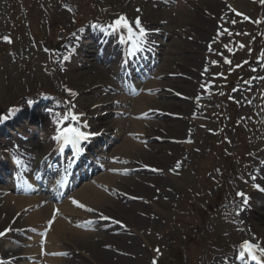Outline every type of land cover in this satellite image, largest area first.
Returning a JSON list of instances; mask_svg holds the SVG:
<instances>
[{
    "label": "rangeland",
    "instance_id": "rangeland-1",
    "mask_svg": "<svg viewBox=\"0 0 264 264\" xmlns=\"http://www.w3.org/2000/svg\"><path fill=\"white\" fill-rule=\"evenodd\" d=\"M154 1L25 0L24 2L23 0H0V116L1 111L6 110L13 100L33 94L40 89L53 92L51 97L55 106L53 109V113L56 114L55 119L62 117L67 111L81 112L90 119L93 116V111H101L108 103L112 102L110 101L113 96L112 90H108L109 95H106L105 100L107 103H102L104 102L103 95L106 92L102 94L104 91L101 92V88L105 90L113 83L111 76L106 73V66L95 62L94 57L87 61L88 65L86 63L84 66H80L81 61L78 57L77 60L71 61L72 67H68L67 63L70 61L67 62L68 59H64L68 51L66 46L69 44L72 47L76 42L73 36L78 37L79 33L65 35L60 32L53 43L50 41L52 24H62L67 30H72L75 17L80 14L82 16L85 14L84 18L89 17L95 14L94 10L98 9L100 16L109 12L108 21H114L120 15L128 17L130 21L139 18L145 28L151 31V37L155 41H159L160 44H166L162 42L164 34L160 33L164 27L166 30L172 28L186 31L189 34L187 38L192 37L194 42L199 39L198 46H193L192 50L188 52L178 51L176 54L175 50L171 48L174 54L168 56L167 60L171 59L168 63L170 67H173V70H168L166 73L161 92L162 98L159 99L158 110L163 119H157L155 128L150 129V133L158 139V142L145 144L148 148L134 152L140 157L139 169L141 172H145V168L146 172L153 168L166 171L172 165L181 162L178 168L183 177L169 180L168 176L163 178V176L146 175L144 177L146 180L143 183L134 179L127 184H119L120 190L127 191L133 199L140 202L139 208L136 210L131 207L126 208V205H122L119 200L121 197L110 192L109 197L111 201L115 200L114 204L109 206L110 204L106 203L102 210L114 216L120 223L129 226L135 222L136 218L144 219L146 217L150 221L144 225L146 232L135 241L134 247L137 248L134 250L135 253L133 255L128 253L131 256L128 264H178L179 260L182 262L183 254L176 260L173 258L171 250L175 243L179 242L181 247H184V243H186L182 235L183 231H175V226L172 225L174 220L179 217L176 205L183 203V197L186 194L194 193V198L198 200L196 202L210 208L212 199L218 194L223 181L231 186L237 184L240 186L238 189L240 191L243 187L241 173L243 176L246 171H250L252 174L257 161L255 158L257 155H264V84H262L264 79H254L255 77H264V60L258 62L260 56H255L254 46H251L254 36L264 38V14L258 12L253 17V13L250 16L248 9L243 5L234 4L236 8L241 9V12L246 11L247 13L242 15L250 17V19L245 22L247 25L242 27L240 26V23H243L242 20L239 21L240 17L233 10L223 16V24L228 26V31L235 36L232 38L225 33V37H220L219 42L212 45L213 48L210 46L214 53L208 55L214 57L213 63L206 65L205 51L199 52L200 47L204 48L202 43L205 44L209 39L203 32H199V29L203 28L199 17L200 11L205 8V0H202L200 5L188 6V11L185 13L181 11L183 13L181 18H179L178 13L180 12L177 10L170 13L169 10L174 8L170 4L164 8L165 10H158ZM252 4L259 9H264V3L261 0H252L248 3V5ZM254 12L256 13L257 9ZM250 24L252 28L249 27ZM153 32L157 33L153 34ZM37 33L40 34L41 40H36ZM5 37L9 38L11 42L5 40ZM191 52L193 53L190 54ZM195 52L196 54H194ZM236 52L241 60L243 58L244 63L247 62L243 65V71L237 69L232 58ZM194 57H198L199 62L193 61ZM225 61H230V63ZM255 63L260 65H255ZM253 68H256L257 71H252ZM204 71L211 77L208 85L203 79L204 85L210 86L213 91L211 93L213 95L208 96L205 103L212 107L209 108L210 110L205 109L202 113L200 106L196 109L198 112L192 114L195 104H188L186 100L180 102L177 97L175 101L171 90L174 92L178 86L177 82L179 80L184 82L183 79L188 76L195 80L200 79L199 76ZM97 79H101V81L97 82ZM236 81L238 83H235ZM246 81H251V83H245ZM187 89H189L188 95L191 97V88L187 86L185 90ZM185 90L181 91L187 93ZM224 92L228 94L226 101L229 100L236 104L238 109L236 122H233L231 118L228 119V105L222 99L218 100V97ZM70 93H75V95ZM258 95H261L260 99ZM201 99L204 101L205 97L202 96ZM25 101V99L21 102L18 101L19 109L25 105ZM260 109L261 112H259ZM206 110L208 112L205 113ZM215 113H220L227 118L223 121L215 120L213 118ZM172 114L177 116L189 114L192 120H205L212 124V133L205 134L201 128L191 126V124L183 125L181 122L185 121L174 120ZM50 123L56 125L54 121H50ZM220 125L222 129L224 127L225 135L222 134ZM130 132L132 131L129 130ZM216 137L225 141L226 155H234L236 159H239L235 163L232 161L233 167L231 168L234 171H231V168L228 170L229 165L223 164L222 160L216 162L212 159L211 148L216 142ZM239 137L243 138V143L246 145H238ZM182 140H188L195 145L192 147L190 155H186L187 151L179 145ZM121 141L122 139H119V143ZM211 164L209 173L198 176L197 170L201 171L203 166H211ZM112 165L117 164L113 163ZM234 196L233 193L226 192L225 202L218 207V213L216 215L213 213L212 219L201 226L199 232L192 233L197 237V240H202L203 237L210 238L209 240H213V245L218 244L220 247L219 250L214 248L211 253H203V256H198L196 264H215L217 259H233L234 261L238 254L239 243L246 238L244 235L252 234L253 229L260 238L262 236L264 238L262 213L261 215L251 213L244 217L242 211L236 209L237 203ZM13 203L7 202L0 193V233H6L5 230L11 229V233L9 236L7 235L8 239L7 236L4 239L3 236H0V247L8 250L11 254L14 253L15 247L10 244L18 241L17 222L22 223L21 221L25 219L21 213L14 210L13 207L16 205ZM150 203H154L155 207ZM68 207L70 208L69 212L72 211L71 204ZM212 210L215 209L211 208ZM77 212L80 210L78 209ZM139 213L144 217H141ZM238 215L241 219H238ZM62 219L75 231L82 229L76 224V218H72L70 214ZM232 224L234 230L231 228ZM21 226L23 227V223ZM99 233L84 237L71 233L69 235L71 239L61 245L67 253H71L60 259L49 260L47 264H118L116 261L109 260L108 262L106 260L107 248L105 249L104 246L123 250V248H127L126 241H121L118 236H112L110 240L104 241L102 237L106 233ZM66 235L68 236V231ZM229 245L232 247L231 254H229ZM221 249L222 251H220ZM75 251L79 256L74 254ZM203 251L202 248L200 252ZM46 260L48 259H43V263Z\"/></svg>",
    "mask_w": 264,
    "mask_h": 264
},
{
    "label": "bare ground",
    "instance_id": "bare-ground-1",
    "mask_svg": "<svg viewBox=\"0 0 264 264\" xmlns=\"http://www.w3.org/2000/svg\"><path fill=\"white\" fill-rule=\"evenodd\" d=\"M186 2L188 0H185ZM222 2H225V0H221ZM230 1V0H227ZM190 2H194V0H190ZM188 3V2H187ZM225 6L220 3V0L217 2L215 6H212L211 8L206 7V11H200V14L202 15V17H200V24L203 26L202 28V32H204L206 34V38L207 35L210 34L213 30L212 25L216 28V23L219 21L220 16L225 12ZM212 16H216L217 18V22H215L212 18ZM147 39L150 40L151 37L149 35H147ZM210 41L207 42V44H209ZM106 54L108 56L107 62L110 63L108 66H110L111 64H117L118 63V59L120 58V56L122 55L123 51H118V47L117 46H113L111 45L110 42L107 43L106 46ZM187 50L189 51L190 46H186ZM209 48V47H208ZM210 49V48H209ZM207 49V51L209 53L210 50ZM203 49H200V51H202ZM204 51V50H203ZM196 54V52L194 53ZM202 55V54H201ZM132 59L134 57H131ZM193 61L195 62H199L198 57H194ZM164 64V68H162V72L166 71ZM161 75V77L163 76L161 73L159 74ZM157 76V75H156ZM190 84V85H189ZM189 84L187 81H184V83H182V81H179V86L176 88L177 90L179 89H183L185 90L187 88V86H189L190 92H191V98H193L194 100H197V98H199L202 94H204L203 92V87L200 86V84H197L195 80H190ZM161 88V85L159 86V84H154V83H150V91L152 93L158 91ZM187 91H189V89H187ZM175 94V93H174ZM188 95V92H187ZM186 95V96H187ZM189 96V95H188ZM153 96H147V95H143L141 96L137 102L143 106H145V114L143 115L145 118L143 119V121H141V123H137L136 126H149L152 127L154 126L152 123H150V120H152V118L154 117L153 114L156 113L155 112H151L150 110H155L154 106V102H156V98H152ZM195 110L192 111V114H194ZM146 115V116H145ZM136 128V127H135ZM117 129H123L122 127H118ZM135 130H142L141 127H137ZM181 144V143H180ZM179 144V145H180ZM131 145H133V142L130 140L127 142V144H125V147L127 146L128 148L131 147ZM191 144L189 143H184L183 146L181 144V147L187 151L188 154L191 153L192 147L190 146ZM136 149L133 150H140L141 147L138 145H135ZM124 151L122 150V152H119L116 156L117 157V162L120 161V159H122V157H124ZM122 156V157H121ZM127 161L130 164H135V154L134 152H130L127 156ZM115 160V161H116ZM22 161L24 163L27 164H31L32 161L29 160L28 158L24 157L22 158ZM124 161V159H123ZM117 168H115L116 170ZM121 169V168H120ZM119 169V170H120ZM126 170L129 171V168H123L122 170H120L121 173H124ZM264 170V168H263ZM127 171V172H128ZM262 170H256V173L254 174V176L256 177L255 180L253 181H259V180H263L264 179V174L261 175ZM100 178V179H99ZM127 179H124L122 177L119 176H102V177H98V180H96L94 182L95 186H101L104 187L105 189H107L106 187H108L107 190L102 191L100 189H97L96 187H89L84 185L81 189V192L79 194V203H84L87 206H89L91 209H93L94 211L91 212H87L85 214H81V213H71L70 215L80 219V221H83L84 225L90 227V226H94L97 224H104V225H108L109 223H115L113 221L110 220H105L103 221L102 216L103 217H108L107 214L105 212H102L103 206L106 205V203H109V206H112V201L111 199L108 198V196L106 195V192L109 190H111L114 187V191H117L118 186L117 183L120 182H126ZM252 188H246V194L251 193L250 190ZM255 191L256 188L254 187ZM8 202H16L15 205L16 207H13L14 210L16 209V211H23L25 208L26 210H31L32 206L35 205H41L42 203H46L44 198H33V199H24V198H19V199H13V198H9ZM129 206L127 207H132L134 210H136L137 208H139V205L132 201V198H130L129 200ZM126 207V208H127ZM56 207L50 206L48 205L47 207H45L43 210L39 211L38 213H36L35 215H33L32 217H30L28 219L27 225H25L27 228L33 227V228H38L40 226H42V224L46 221V220H51L52 218H54V214L56 213L55 211ZM87 208V207H86ZM62 213H69V211H67L65 208L62 209ZM153 213V212H152ZM88 214H90L91 216H88ZM141 215V213H139ZM142 216V215H141ZM110 217V218H109ZM108 218L111 219L112 217L109 216ZM144 219H146V217H144ZM142 218H136L135 222L131 223V225H124V227L117 229V231L114 229L112 231H115L114 234H118L119 235V239L125 240L126 244H127V248H123V250H118L116 249V247H114V251H106L105 255L106 260H109L114 262L116 261L118 264H128L130 261L131 256L135 253L134 250H137L136 247H134L135 241L138 240V238L140 237L141 234L146 232V229L144 227L145 224H148L150 221L149 220H144ZM149 219V218H148ZM55 221H53L55 224L57 223V226H59L60 231H59V235H62V241L65 242L67 241L68 237H66L64 234V231H66V225L58 220V219H54ZM115 220V219H113ZM137 225V226H136ZM126 226H128L129 228H126ZM25 228V227H24ZM34 230H31V232ZM76 235H81V236H87L83 233H79V232H73ZM93 235V234H92ZM66 238V239H65ZM111 235L109 233H107V235L104 237H102V240H110ZM261 244V243H260ZM130 255H129V254ZM129 256V257H128ZM108 264V263H107Z\"/></svg>",
    "mask_w": 264,
    "mask_h": 264
},
{
    "label": "snow or ice",
    "instance_id": "snow-or-ice-1",
    "mask_svg": "<svg viewBox=\"0 0 264 264\" xmlns=\"http://www.w3.org/2000/svg\"><path fill=\"white\" fill-rule=\"evenodd\" d=\"M262 3H264V0H261ZM71 11V9H69ZM139 11V9H138ZM235 11V10H233ZM239 15V13H237ZM245 19H248V17H244ZM232 23H235V21H232ZM133 24L135 27H133ZM96 27L100 28L102 31L106 32L108 35L118 34L122 43H127L128 41H131V47L136 50H142L143 45L146 43V38L148 35V30L145 29L139 18H136L134 21H129L126 16L120 15L118 18H116L111 23L100 26L97 25ZM224 32H227L228 35H231L232 33L228 31V29H224L223 32H218L217 35H223ZM75 35V34H74ZM127 37L125 39L124 37ZM5 40L8 42H11L9 38L5 37ZM227 47V45H225ZM240 47H243V45H240ZM70 57L65 56L64 59L67 60ZM260 60H264V53H261L260 57H258V62ZM226 63H230V61H225ZM247 63V62H245ZM252 71H257L256 68H253ZM254 79H264V77H255ZM245 83H251V81H246ZM201 87H204V85H201ZM238 90V89H234ZM70 91V90H69ZM72 95H75V93H70ZM31 103V101H29ZM250 103V101H249ZM19 111V109H11L10 112L15 113ZM54 117H56L55 113H52ZM81 114H77L73 111H67L62 117H57L55 119V122L58 125L63 124L64 122H68L70 126L68 127H60L58 129V134L54 139L62 140L67 145H72L74 148L78 149V145L81 141L87 140L88 135L82 131L79 127H77L75 124L71 122L79 123ZM0 119L6 120L8 119V116L0 117ZM15 163L19 164L21 161L19 159L15 160ZM179 162L177 163L176 167H179ZM115 171V170H114ZM153 171H157L156 169H153ZM123 174H127V171H125ZM253 180L256 179L255 176L251 177ZM254 187L264 192V187H261L260 184H254ZM237 196L241 197V208L240 210L243 211V209L248 205L249 197L247 194L243 191L237 192ZM73 203H77L76 201H73ZM78 207L84 208L85 210L91 212L94 211L91 208H86L83 204H78ZM103 219H109L108 217H103ZM116 223H120L119 221H116ZM11 230V229H9ZM8 231V230H6ZM5 233H0V236H3ZM61 255H67V253H62ZM264 248H262L259 244L252 243L250 241H244L242 244L239 245V251L235 259L241 264H250V262L254 261L255 264H264Z\"/></svg>",
    "mask_w": 264,
    "mask_h": 264
}]
</instances>
